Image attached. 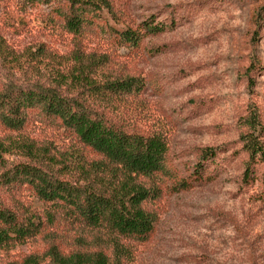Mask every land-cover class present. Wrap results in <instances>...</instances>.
<instances>
[{
    "label": "rangeland",
    "instance_id": "obj_1",
    "mask_svg": "<svg viewBox=\"0 0 264 264\" xmlns=\"http://www.w3.org/2000/svg\"><path fill=\"white\" fill-rule=\"evenodd\" d=\"M108 2L111 8L101 7L92 33L74 37L59 25L51 6L0 0V39L7 45L0 51V80L49 86L58 81V72L94 71L106 63L111 74L142 78L139 95L117 108L96 106L119 126L145 132L157 128L167 138L173 176L156 182L162 194L152 202L154 231L135 246L128 264H264V184L258 177L244 180L248 155L240 137L243 118L253 108L263 112L264 120V21L258 25L255 19L264 0ZM151 16L156 22L176 16L177 22L133 48L119 47L100 30L105 24L116 31L141 29ZM253 62L259 66L248 83ZM259 139L264 146V134ZM40 145L77 159V149L62 131L31 125L12 132L0 126V166L2 160L6 165L23 161L29 147ZM218 146L225 150L220 165L203 162L204 171L214 173L212 180L171 190L174 181L195 171L200 148ZM262 170L257 165L256 174ZM15 199L38 206L29 190ZM77 234L59 228L61 248H78L70 240ZM46 246L38 240L1 248L0 264L25 263Z\"/></svg>",
    "mask_w": 264,
    "mask_h": 264
},
{
    "label": "trees",
    "instance_id": "obj_2",
    "mask_svg": "<svg viewBox=\"0 0 264 264\" xmlns=\"http://www.w3.org/2000/svg\"><path fill=\"white\" fill-rule=\"evenodd\" d=\"M16 1L22 6H51L59 25L74 37L92 33L101 7L111 8L108 0ZM255 19L258 25L264 21V2ZM176 22V16L158 22L151 16L141 29L116 31L105 24L100 30L119 47L133 48L145 36L172 29ZM5 50L7 45L0 39V51ZM106 64L94 71L76 67L70 74L58 72V81L49 86L0 80V126L12 132L31 125L54 128L77 149L75 160L40 145L29 147L21 162H1L0 249L38 240L47 244L41 255H33L22 264H128L135 246L146 242L154 231L152 202L162 194L156 182L162 181L160 176H173L167 165L166 134L157 128L133 131L98 112L96 106L117 108L144 87L142 78L111 74ZM255 65L253 62L247 69L248 83L252 82L250 73L259 66ZM63 87L68 88L64 91ZM243 124L240 137L248 155L244 180L258 177L264 184V170L256 174L257 165L264 169V146L259 139L264 134L263 112L253 108ZM198 151L195 171L174 181L172 191L187 190L195 182L214 178V173L204 171L203 162L215 161L218 167L219 154L225 150L218 146ZM25 190L31 191L38 206H24L15 199ZM59 228L78 233L70 238L78 248H61Z\"/></svg>",
    "mask_w": 264,
    "mask_h": 264
}]
</instances>
